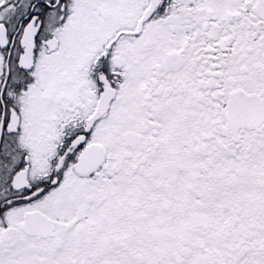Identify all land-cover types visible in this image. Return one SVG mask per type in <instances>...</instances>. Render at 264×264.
Listing matches in <instances>:
<instances>
[{
  "label": "snow or ice",
  "instance_id": "snow-or-ice-1",
  "mask_svg": "<svg viewBox=\"0 0 264 264\" xmlns=\"http://www.w3.org/2000/svg\"><path fill=\"white\" fill-rule=\"evenodd\" d=\"M0 264H264V0H0Z\"/></svg>",
  "mask_w": 264,
  "mask_h": 264
}]
</instances>
